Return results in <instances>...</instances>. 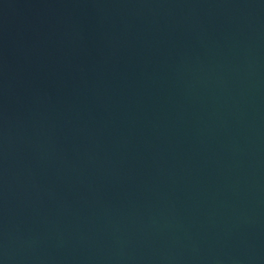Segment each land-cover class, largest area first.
<instances>
[{
	"label": "water",
	"instance_id": "1",
	"mask_svg": "<svg viewBox=\"0 0 264 264\" xmlns=\"http://www.w3.org/2000/svg\"><path fill=\"white\" fill-rule=\"evenodd\" d=\"M0 264H264V0H0Z\"/></svg>",
	"mask_w": 264,
	"mask_h": 264
}]
</instances>
